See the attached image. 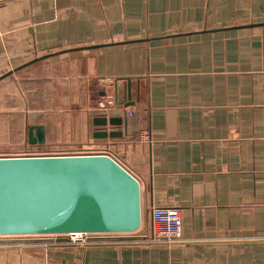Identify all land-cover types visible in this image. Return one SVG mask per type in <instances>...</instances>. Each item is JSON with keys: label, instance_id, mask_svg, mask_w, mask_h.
<instances>
[{"label": "crops", "instance_id": "1", "mask_svg": "<svg viewBox=\"0 0 264 264\" xmlns=\"http://www.w3.org/2000/svg\"><path fill=\"white\" fill-rule=\"evenodd\" d=\"M263 133L264 0H0V157L109 155L142 212L84 245L0 236V264H264ZM152 207L183 242L153 241Z\"/></svg>", "mask_w": 264, "mask_h": 264}, {"label": "water", "instance_id": "2", "mask_svg": "<svg viewBox=\"0 0 264 264\" xmlns=\"http://www.w3.org/2000/svg\"><path fill=\"white\" fill-rule=\"evenodd\" d=\"M29 142L44 144L42 126L29 130ZM141 217L138 181L109 155L0 157V236L133 233Z\"/></svg>", "mask_w": 264, "mask_h": 264}, {"label": "built area", "instance_id": "3", "mask_svg": "<svg viewBox=\"0 0 264 264\" xmlns=\"http://www.w3.org/2000/svg\"><path fill=\"white\" fill-rule=\"evenodd\" d=\"M113 105V97L106 96L105 100L99 104L101 112H105ZM141 140L144 142L149 141V136L141 135ZM264 145V133H263ZM74 154H66V152L59 151H40L34 150L32 152L24 153L23 156L17 157H39V156H67ZM77 155V154H75ZM151 222V232L153 241H163L171 245L174 243L183 242L181 236V221L180 210L178 208H159L152 207L149 213ZM118 234H85V233H71L62 235H41L40 237H48L51 243H57L59 240L66 241L70 244L84 245L90 241H98L101 237H109Z\"/></svg>", "mask_w": 264, "mask_h": 264}, {"label": "rangeland", "instance_id": "4", "mask_svg": "<svg viewBox=\"0 0 264 264\" xmlns=\"http://www.w3.org/2000/svg\"><path fill=\"white\" fill-rule=\"evenodd\" d=\"M44 150H45V151H56V150H58V149L55 148V149H47V150H46V149L44 148ZM24 151H25L24 153H27V152H32L33 150H31V148L28 147V148H25ZM121 166H122V165H121ZM122 167H123V166H122ZM123 168H124V167H123ZM126 170H127V169H126ZM127 171H128V170H127ZM128 172H129V171H128ZM129 173H130V172H129ZM130 174H131V173H130ZM31 237H32V236H31Z\"/></svg>", "mask_w": 264, "mask_h": 264}]
</instances>
